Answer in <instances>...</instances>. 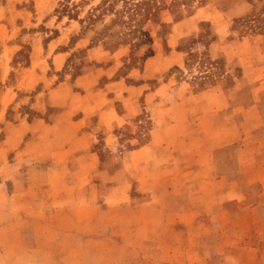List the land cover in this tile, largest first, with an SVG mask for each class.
I'll return each instance as SVG.
<instances>
[{"label":"rangeland","instance_id":"374dc122","mask_svg":"<svg viewBox=\"0 0 264 264\" xmlns=\"http://www.w3.org/2000/svg\"><path fill=\"white\" fill-rule=\"evenodd\" d=\"M138 1L0 0V264H264V0Z\"/></svg>","mask_w":264,"mask_h":264},{"label":"trees","instance_id":"16d2710c","mask_svg":"<svg viewBox=\"0 0 264 264\" xmlns=\"http://www.w3.org/2000/svg\"><path fill=\"white\" fill-rule=\"evenodd\" d=\"M164 5L165 7H167L166 5V0H160ZM185 1V2H183ZM173 0L172 2V7L176 10H180L181 9V4L185 3L187 6H191L192 2L195 1V0ZM264 2V1H263ZM137 6H139L138 8H140L141 6H146V7H143L145 8V11L142 13L143 15H149V14H152L154 15V11L152 12L151 9H155L157 10L158 7L161 5L160 2L158 0H141V1H138ZM68 7L69 6H65L64 8V11H68ZM171 7V6H170ZM97 9H94V11H96ZM264 13V8L261 9L260 12L256 13V14H253L254 18H250L251 16L249 15L248 17L249 18H242L241 20L244 22V23H241L245 26H248L250 27L251 29H254V30H264V21L262 18V14ZM71 15V14H70ZM94 16H96V13L94 12H91V15L89 16V18L93 19L94 20ZM250 20V21H249ZM251 21H256L258 22L259 24H254L253 22Z\"/></svg>","mask_w":264,"mask_h":264},{"label":"crops","instance_id":"0c3cea01","mask_svg":"<svg viewBox=\"0 0 264 264\" xmlns=\"http://www.w3.org/2000/svg\"><path fill=\"white\" fill-rule=\"evenodd\" d=\"M206 92H208V91H204L203 93H206ZM201 95V94H200ZM214 109V108H213ZM213 109H212V111H213ZM207 189H210L209 187L207 188ZM211 190H212V188H211ZM211 190H210V193H208V194H210V196H213L214 195V193L213 192H211ZM213 191V190H212ZM213 193V194H212ZM213 199V197L211 198V200Z\"/></svg>","mask_w":264,"mask_h":264}]
</instances>
